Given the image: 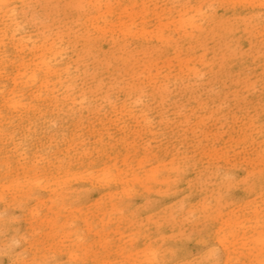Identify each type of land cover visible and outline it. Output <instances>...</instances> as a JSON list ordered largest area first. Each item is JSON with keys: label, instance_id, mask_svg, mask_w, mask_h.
Returning a JSON list of instances; mask_svg holds the SVG:
<instances>
[{"label": "rangeland", "instance_id": "rangeland-1", "mask_svg": "<svg viewBox=\"0 0 264 264\" xmlns=\"http://www.w3.org/2000/svg\"><path fill=\"white\" fill-rule=\"evenodd\" d=\"M88 2L0 0V264H264V0Z\"/></svg>", "mask_w": 264, "mask_h": 264}, {"label": "bare ground", "instance_id": "bare-ground-1", "mask_svg": "<svg viewBox=\"0 0 264 264\" xmlns=\"http://www.w3.org/2000/svg\"><path fill=\"white\" fill-rule=\"evenodd\" d=\"M74 1V3H75V8H80V10H79V14L80 13H83V10H81V9H85V12L83 13V15H85V16H90V10H89V6H90V3L88 2L89 0H73ZM95 2H98L99 0H94ZM71 2V1H70ZM87 3V4H86ZM71 9V8H70ZM72 10V9H71ZM75 10V9H74ZM76 11V10H75ZM94 20H92L91 21V25H93V27L98 31V33L96 34V36H98V37H106L105 36V27H102V25H99V24H97V23H95V22H93ZM95 38H97V37H95ZM110 43H111V45H112V48L113 49H116L117 47H119V42L116 40V38H115V36L114 35H112L111 37H110ZM90 41H88V43H89ZM87 43V44H88ZM94 43V42H93ZM97 43V42H96ZM90 45H92L91 43H89ZM88 44V45H89ZM100 44V43H99ZM22 45V44H21ZM83 45V44H82ZM95 45V44H94ZM97 45V44H96ZM95 45V46H96ZM106 45H109L108 43H103L102 44V46H106ZM84 46H86V45H84ZM93 46V45H92ZM99 46V45H98ZM145 46V43H142V42H140V43H138V48L142 51L143 50V47ZM83 47V46H82ZM124 47V46H123ZM86 48V47H85ZM90 48V47H89ZM101 48V47H100ZM126 48V47H125ZM148 48V47H147ZM152 49H153V47H151ZM151 48H150V50H151ZM76 49V48H75ZM91 50H92V48H90ZM89 49V50H90ZM98 49H99V47H98ZM104 49V48H103ZM94 50V49H93ZM105 51L106 50H108L107 48H105L104 49ZM41 51H42V55H41V57L42 58H44L45 60L43 61V62H45L46 61V54L49 52V53H53L54 52V50H53V45H49V46H46V47H44L43 49H41ZM75 52V51H74ZM78 52V51H77ZM83 52V51H82ZM91 53H93L92 51H90ZM100 51H98L97 53H99ZM107 52V51H106ZM79 53V52H78ZM89 53V52H88ZM87 54V52L86 53H81V54H79V55H75L74 57V59H73V61L74 62H80L81 60H84V56ZM103 54L105 55V53H104V51H103ZM115 54H117V52L116 53H114V55ZM107 55V54H106ZM122 56L123 55H121L119 58H116V56H114L116 59H115V63H116V65L117 64H119V60L121 61V58H122ZM113 57V58H114ZM105 59H106V57H104ZM103 58V59H104ZM109 58H111V56L109 57ZM81 59V60H80ZM108 59V58H107ZM102 60V59H101ZM112 60V59H111ZM110 60V61H111ZM113 62V63H114ZM110 65L111 66H113V67H115L113 64H112V62L110 63ZM45 66H46V69H47V71L48 72H51L52 71V68L50 67V63L48 62V61H46L45 62ZM105 66V65H104ZM142 90V87L141 86H135L133 89H130V90H128L127 92H128V94H130V93H133L136 97H139L140 96V91ZM130 92V93H129Z\"/></svg>", "mask_w": 264, "mask_h": 264}]
</instances>
